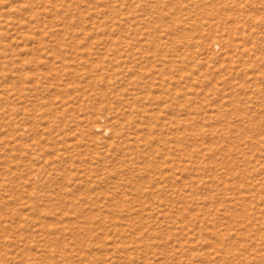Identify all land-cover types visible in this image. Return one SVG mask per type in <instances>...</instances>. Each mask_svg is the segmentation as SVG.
<instances>
[{"label":"rangeland","instance_id":"1","mask_svg":"<svg viewBox=\"0 0 264 264\" xmlns=\"http://www.w3.org/2000/svg\"><path fill=\"white\" fill-rule=\"evenodd\" d=\"M0 264H264V0H0Z\"/></svg>","mask_w":264,"mask_h":264}]
</instances>
